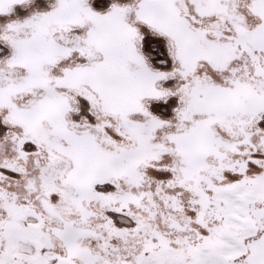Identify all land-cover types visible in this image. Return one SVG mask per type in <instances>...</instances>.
I'll return each instance as SVG.
<instances>
[{
  "label": "snow or ice",
  "instance_id": "snow-or-ice-1",
  "mask_svg": "<svg viewBox=\"0 0 264 264\" xmlns=\"http://www.w3.org/2000/svg\"><path fill=\"white\" fill-rule=\"evenodd\" d=\"M0 264H264V0H0Z\"/></svg>",
  "mask_w": 264,
  "mask_h": 264
}]
</instances>
